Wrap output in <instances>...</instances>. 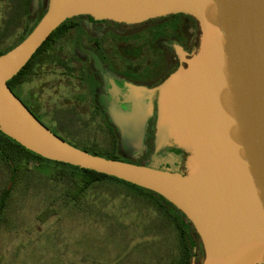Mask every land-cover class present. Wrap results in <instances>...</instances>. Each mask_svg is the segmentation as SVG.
Here are the masks:
<instances>
[{"label": "water", "instance_id": "95a60500", "mask_svg": "<svg viewBox=\"0 0 264 264\" xmlns=\"http://www.w3.org/2000/svg\"><path fill=\"white\" fill-rule=\"evenodd\" d=\"M176 14L199 22L198 51L159 86H133L124 102L110 101L109 118L123 143L141 152L157 96L156 150L172 142L187 153L186 173L84 152L8 85L72 18L133 25ZM0 132L46 160L163 197L193 225L201 264H264V0H50L27 38L0 56Z\"/></svg>", "mask_w": 264, "mask_h": 264}, {"label": "rangeland", "instance_id": "374dc122", "mask_svg": "<svg viewBox=\"0 0 264 264\" xmlns=\"http://www.w3.org/2000/svg\"><path fill=\"white\" fill-rule=\"evenodd\" d=\"M9 4L11 0H0V31L4 29ZM22 32V27L16 28L0 44V51L14 45ZM55 72L57 69L48 64L18 91L35 95L48 112L69 110L71 103L65 102L63 96H68L72 87L59 81L61 75ZM59 82L64 86L58 88ZM78 108L83 116L88 115L86 107ZM76 119L72 122L85 132L84 137L109 149L110 138L104 136L100 121ZM121 155L124 162H145ZM43 169L48 177L57 171L53 164ZM10 180L8 168L0 162V203L8 185L13 187L0 211V264H179L183 257L179 232L169 217L153 199L135 195L127 187L113 182L100 185L85 202L89 205L101 198L96 210L88 211V206L73 210L60 200L53 203L63 191L45 177L30 178L28 182ZM47 208L54 212L42 220ZM200 252L198 249L196 254Z\"/></svg>", "mask_w": 264, "mask_h": 264}, {"label": "flooded vegetation", "instance_id": "af4514ba", "mask_svg": "<svg viewBox=\"0 0 264 264\" xmlns=\"http://www.w3.org/2000/svg\"><path fill=\"white\" fill-rule=\"evenodd\" d=\"M24 1L27 12L20 16L14 13L12 17L13 5L9 4V13L4 21H15L26 27L38 24L47 12L50 0ZM72 19L75 26L61 39L55 40L41 56L50 57L51 66L57 69L55 74L61 75L59 81L72 87L69 95L63 96L65 102L71 103L69 111L80 120L87 117L93 122L100 121L105 135L112 134L118 138V150L124 157L143 159V165L153 168L186 173L187 153L172 142L156 150L157 96L153 98L154 114L146 127L144 149L138 153L123 143L120 131L112 125L109 102H124V95L131 94L130 88L133 86L155 88L178 68L186 66L185 61L200 46L199 22L184 14L168 15L133 25L96 21L90 16ZM45 66L48 64L39 62L34 73ZM27 81L18 84L14 93L44 125L59 133L56 112L44 109L35 95L26 96L18 91L19 88L23 90ZM62 83L59 82L58 88L64 86ZM79 106L86 107L87 116L80 113ZM197 242L201 252L193 261L201 264L204 251L198 235Z\"/></svg>", "mask_w": 264, "mask_h": 264}, {"label": "trees", "instance_id": "16d2710c", "mask_svg": "<svg viewBox=\"0 0 264 264\" xmlns=\"http://www.w3.org/2000/svg\"><path fill=\"white\" fill-rule=\"evenodd\" d=\"M11 3L13 5L12 17L14 16V13L20 16L21 13L27 12L26 9L27 3L24 0H11ZM73 21L74 19H70L66 21L56 31H54L52 35L48 38V40L43 44V46L37 51V53L33 56V58L24 67V69L14 79L8 82V85L13 93H14L13 90L18 84H20L22 81L26 79L27 80L31 79L33 75H35L34 70L36 69L39 62L40 64L52 63L50 57L45 56V58L44 57L42 58L41 57L42 53L45 54L47 50H49L56 41H58L63 36H65L66 33L69 31V29L75 26L73 24ZM3 23L5 26L4 29L0 31V44L4 43L9 38V36L15 31V29L19 28V26L23 28V34L21 35L20 39L16 41L14 45H11L8 49L4 51H0V56L5 55L6 53L14 49L16 46H18L22 41H24L27 38V36L38 25L36 24L34 26L26 27L24 25L18 24L15 21H9V20H5ZM55 116L58 119L57 122L58 125L60 126L61 133L60 132L57 133L52 129L50 128L49 129L57 136L62 138L64 141L92 155L101 156L107 159L122 161L120 160V157L122 156L121 154L123 153L118 150V138H116L114 135L112 134L104 135L106 138H110L109 146H108L109 149L105 150L103 149L104 147H101L100 145H98V143L91 141L87 137H84L85 132L75 127V123L72 122L73 118L76 117L77 121L80 119L74 113H72L69 110L67 111L60 110L59 112L56 113ZM0 162L3 163V165L8 168L11 179L10 181L14 180L16 182V180L19 179L22 181L26 180L28 182V179L30 178L33 179L37 176L40 177L42 176L50 181H54L55 185L57 184L58 186H60L63 192L59 194V196L54 198L55 201H53V203H55L56 200H60L64 206L66 205L67 207H71L73 208V210L76 209L83 210V206L86 207L88 206L87 208L88 211L96 210L95 205L98 204L101 198L97 200L95 203H90L89 205H85V202L90 196L91 192H93L100 185L108 182L116 183L118 184V186L121 185L123 187H127L135 195L137 193H140L143 196L149 197L158 204L157 206L159 207L160 211H164L163 213L167 217H169L168 219H170V221L174 224L175 228L179 232L180 241L183 246L182 247L183 257L181 258L179 264H191L192 263L191 259L197 256L196 253L197 250L199 249V246L197 242V233L193 225L172 204H170L163 197L155 194L154 192L145 190L143 188L129 184L127 182L121 181L113 177L96 173L94 171L85 170L79 167H74V166L46 160L28 151L27 149H25L24 147H22L21 145L10 139L9 137L5 136L1 132H0ZM43 162L47 164H42ZM48 164L55 165L57 169L56 173L51 177H48L46 171L43 169L44 165H48ZM12 190L13 187L11 189V184H9L3 193L2 201L0 203L1 204L0 211L4 208L2 202L8 199ZM53 212L54 211H51L50 208H47L43 213L42 220H46L50 215L53 214Z\"/></svg>", "mask_w": 264, "mask_h": 264}]
</instances>
